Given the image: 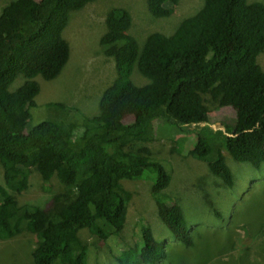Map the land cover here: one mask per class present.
<instances>
[{
  "label": "trees",
  "instance_id": "obj_1",
  "mask_svg": "<svg viewBox=\"0 0 264 264\" xmlns=\"http://www.w3.org/2000/svg\"><path fill=\"white\" fill-rule=\"evenodd\" d=\"M91 1L9 0L0 9V240L33 234V264H90L78 231L86 228L103 239L117 234L130 199L122 182L152 176L149 194L158 218L174 239L192 245L179 205L164 194L171 169L166 153L177 152L180 138H167L169 152L151 151L152 123L159 132L165 122L187 132L194 141L185 155L204 161L227 187L233 180L224 153L253 167L264 162V70L256 62L264 49V4L257 1L202 0L170 34L153 31L140 48L128 31L130 13L110 8L98 42L117 76L101 92L98 112L30 123L40 83L35 77L58 76L68 58L62 32L69 13ZM145 3L160 18L177 0ZM133 66L145 83L130 80ZM18 75L21 82L10 89ZM203 94L233 110L217 117L221 128L212 127ZM153 156L165 159L169 174ZM32 171L47 188L55 178L69 191L53 195L46 209L20 203L17 194ZM135 236L139 251L123 248L118 264H153L163 256L148 224Z\"/></svg>",
  "mask_w": 264,
  "mask_h": 264
},
{
  "label": "rangeland",
  "instance_id": "obj_2",
  "mask_svg": "<svg viewBox=\"0 0 264 264\" xmlns=\"http://www.w3.org/2000/svg\"><path fill=\"white\" fill-rule=\"evenodd\" d=\"M8 1L0 0V9ZM145 1L94 0L69 13L62 32L68 44V58L56 78L43 80L35 77L40 83L39 91L33 98L36 110L30 111V123L42 119L81 118V115L91 116L98 112L101 92L117 76L113 60L101 52L98 42L104 31V15L110 8L123 7L130 13L128 31L139 47L147 34L153 31L170 34L179 21L194 13L202 2L177 0L167 17L157 18L148 12ZM253 1L264 4V0H247ZM256 62L264 70V49L256 56ZM20 76L12 82L10 89L21 82ZM129 78L136 85L147 81L134 66ZM201 96L212 127L221 128L220 118L217 120V117L229 115L233 110L229 106L217 107L209 96ZM47 102H56L73 110L45 106ZM38 112H41V117L35 119ZM159 127L160 132L152 123L153 139L148 143L151 151L169 152L171 142L167 138H180L176 144L177 152L166 153L171 169L164 194L179 205L192 245L185 247L174 239L158 218L156 205L149 194L153 176L148 182L143 178L127 180L122 182V186L129 191L130 199L120 231L107 239L86 228L78 231V237L89 248V263L118 264L116 256L123 248L133 247V250L139 251L140 241L136 240L135 231L138 233L139 226L145 222L153 238L164 249L163 256L153 264H264V162L253 167L247 162L234 161L224 153V162L233 180L232 186L227 187L208 170L204 161L185 155L191 148H188L189 142L193 144L194 138L166 122ZM153 157L159 159L169 174L165 159ZM146 174L150 172L146 171ZM0 184H4L1 172ZM66 191L69 189L55 178L47 188L32 171L26 188L17 194V199L20 203L46 209L53 195ZM34 239L33 234L23 231L12 238L0 240V264H33L30 251Z\"/></svg>",
  "mask_w": 264,
  "mask_h": 264
}]
</instances>
